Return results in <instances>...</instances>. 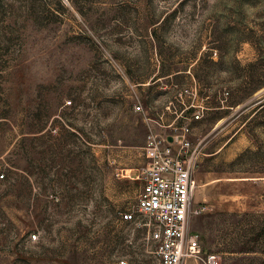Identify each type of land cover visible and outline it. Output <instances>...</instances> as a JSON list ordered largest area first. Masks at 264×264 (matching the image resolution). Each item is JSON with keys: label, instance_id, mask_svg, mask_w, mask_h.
Listing matches in <instances>:
<instances>
[{"label": "rangeland", "instance_id": "374dc122", "mask_svg": "<svg viewBox=\"0 0 264 264\" xmlns=\"http://www.w3.org/2000/svg\"><path fill=\"white\" fill-rule=\"evenodd\" d=\"M170 124L200 150L185 264H264V0H0V264H161L121 214Z\"/></svg>", "mask_w": 264, "mask_h": 264}, {"label": "built area", "instance_id": "2783aa9c", "mask_svg": "<svg viewBox=\"0 0 264 264\" xmlns=\"http://www.w3.org/2000/svg\"><path fill=\"white\" fill-rule=\"evenodd\" d=\"M201 118L200 112L194 114L195 120ZM168 127L175 131L172 135L148 137L145 148L148 165L138 198V215L128 211L121 216L125 222L147 228V239L155 245L161 264H185L202 253L200 238L189 230L197 187L193 172L200 150L192 148L186 137L187 129L177 134L179 130L174 124ZM217 259L212 254L208 263L216 264ZM120 264L128 263L123 260Z\"/></svg>", "mask_w": 264, "mask_h": 264}, {"label": "water", "instance_id": "95a60500", "mask_svg": "<svg viewBox=\"0 0 264 264\" xmlns=\"http://www.w3.org/2000/svg\"><path fill=\"white\" fill-rule=\"evenodd\" d=\"M170 141H172V138H169Z\"/></svg>", "mask_w": 264, "mask_h": 264}]
</instances>
